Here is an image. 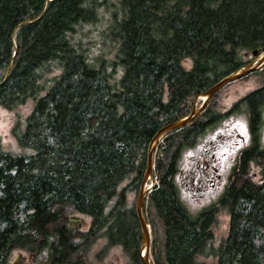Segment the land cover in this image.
<instances>
[{
	"label": "trees",
	"instance_id": "trees-1",
	"mask_svg": "<svg viewBox=\"0 0 264 264\" xmlns=\"http://www.w3.org/2000/svg\"><path fill=\"white\" fill-rule=\"evenodd\" d=\"M101 10L111 14L114 57L92 61L74 36ZM255 52L264 53V0H0V106L32 102L14 129L28 155L0 141V264L16 252L45 264H95L100 242L94 259L118 247L124 264H144L136 203L153 138ZM261 71L263 85L233 107L252 128L263 121ZM213 97L158 146L143 208L151 264H264V185L244 174L197 214L181 199L184 153L229 114ZM253 157L245 151L243 166ZM223 210L230 224L217 240ZM79 216L87 231L72 225Z\"/></svg>",
	"mask_w": 264,
	"mask_h": 264
},
{
	"label": "rangeland",
	"instance_id": "rangeland-1",
	"mask_svg": "<svg viewBox=\"0 0 264 264\" xmlns=\"http://www.w3.org/2000/svg\"><path fill=\"white\" fill-rule=\"evenodd\" d=\"M110 15L108 11L101 10L100 20L98 22L95 24L81 25L74 36V40L86 50V53L92 61H96L97 58L101 56L107 59H112L114 57L113 54H110L109 41L107 39ZM263 68L264 65L257 70L256 73L230 83L223 87L221 91H218L219 93L216 96L217 100L215 101V105L220 106L221 112L225 113L229 111V114H224V117L220 121L210 126L205 135L199 138L197 145L188 149L180 161V172L177 175L176 182L181 191V199L192 214H197L211 207V205L218 203L220 194L223 193V188L229 180V175L232 173L233 168L237 166L236 164L238 163L240 151L250 143L252 133L249 126L248 115L245 110H238L236 112L232 107L247 93L263 85L261 79V69ZM209 102L210 99L205 103V100L203 101L201 96L195 99L193 105L194 109L202 110L197 115L204 112ZM31 108L32 102L14 111L0 106V141L4 150L24 155H28V152H30L28 149H23L18 146V139L17 136L15 137L14 129L17 126L18 119L21 120V125L23 124ZM262 136V139H264V130ZM158 146V149L156 148L153 154L154 167L155 158L159 152ZM207 161L211 164L210 168L213 166L218 170L219 174L222 175V179L221 182L218 183L217 188L214 189L206 184L207 190L200 191L198 187H193V179L198 172L203 173L199 168L205 169V162ZM259 170L258 167L251 170L249 175L250 178L255 179L253 173ZM207 173L209 176L215 178L214 169ZM201 187L203 186H200V188ZM79 217L82 218V221H72V225L78 227L82 231H87L90 225L89 219L82 216ZM216 224L214 232L217 240H219L227 235L228 226L230 224V218L226 211L223 210L220 215L217 216ZM101 244L102 242H100V245L94 247L91 255L95 264H124L126 261L125 255L122 249L118 247L94 259L93 253L96 254L101 252ZM19 255L21 256L20 260H18ZM42 257L45 256L42 255ZM12 258L11 264L16 260V264H45L43 263L44 260H41L40 257L35 258L31 254L25 252H16Z\"/></svg>",
	"mask_w": 264,
	"mask_h": 264
},
{
	"label": "water",
	"instance_id": "water-1",
	"mask_svg": "<svg viewBox=\"0 0 264 264\" xmlns=\"http://www.w3.org/2000/svg\"><path fill=\"white\" fill-rule=\"evenodd\" d=\"M255 55L257 58L247 67L241 69L240 71L233 73L225 78H223L221 81H219L217 84H215L209 91L204 93L203 95H207V99L205 100V103L208 102L209 99H211L219 90H221L223 87L226 85H229L230 83H233L237 80H240L255 71L259 70L263 65H264V53H262L260 56H258V53L255 52ZM202 110H196L194 109L192 113L187 117L184 118L181 121L174 122L172 124H169L162 128L156 136L153 138L150 147H149V156H148V166H147V172L145 174V177L142 182V188L140 191V194L137 199L136 203V212H137V217L139 219L141 229H142V238H143V246L140 251V255L142 257L143 263L144 264H151V258H150V250H151V231H150V226L147 223V220L145 218V215L143 213V208H144V203L146 200L147 194L152 190L154 187V181L153 180V170H154V150H156L157 146L162 142V140L165 138L166 135L171 133L172 131H175L187 124H189L199 112ZM71 221H82L81 217H75L72 218ZM144 245L147 246V251L146 254H143V247ZM21 259V256H18V260ZM17 260L13 262L12 264H16Z\"/></svg>",
	"mask_w": 264,
	"mask_h": 264
},
{
	"label": "flooded vegetation",
	"instance_id": "flooded-vegetation-1",
	"mask_svg": "<svg viewBox=\"0 0 264 264\" xmlns=\"http://www.w3.org/2000/svg\"><path fill=\"white\" fill-rule=\"evenodd\" d=\"M221 91V90H219ZM219 92H217L218 94ZM217 94L214 95V97L217 96ZM213 97V98H214ZM212 98L210 99L211 102ZM209 102V103H210ZM206 106V109L208 108V105ZM237 104V103H236ZM237 106V105H236ZM234 107V106H233ZM232 107V109H233ZM238 107V106H237ZM205 109V110H206ZM204 110V111H205ZM236 112L242 111V109H234ZM233 110V111H234ZM229 112V111H227ZM225 112V113H227ZM262 120L261 121V125H257L256 127L252 128L251 127V121H250V129H251V139H250V143L248 146H246L242 151H240V154L238 156V163L236 164L237 166L233 168L232 173L229 175V180L228 182H226L224 188H223V193L220 194V199L226 194L227 190L229 189V187H231L232 183L240 176L246 174V176L248 177V179L253 182V183H258L260 185H264V139H262V135H263V130H264V108L262 110ZM245 151H253L254 155L256 157H253V159L251 161H249L247 163V165H245V167L243 166V159H242V154ZM213 157V156H212ZM214 158V157H213ZM209 163V161L205 162V169H202L201 167L199 168L203 173L198 172L195 176V178L193 179V187H198V189L200 191H206L207 190V186H211L212 188H217L218 187V183L221 182L222 179V175L219 174L218 170L212 166ZM255 167H258L260 170L258 172H254V178H250V171L253 170ZM214 169V177L213 176H209L208 175V171L213 170ZM217 171V172H216ZM218 181V182H217ZM217 182V183H216ZM207 184V186H206ZM200 186H203L200 188Z\"/></svg>",
	"mask_w": 264,
	"mask_h": 264
},
{
	"label": "bare ground",
	"instance_id": "bare-ground-1",
	"mask_svg": "<svg viewBox=\"0 0 264 264\" xmlns=\"http://www.w3.org/2000/svg\"><path fill=\"white\" fill-rule=\"evenodd\" d=\"M262 58H264V56H262ZM263 60H264V59H263ZM207 97H208L207 95L201 96V98H202L203 101L206 100ZM146 251H147V246L144 245V247H143V251H142L144 255L146 254Z\"/></svg>",
	"mask_w": 264,
	"mask_h": 264
}]
</instances>
